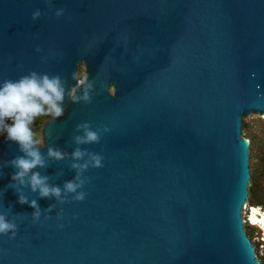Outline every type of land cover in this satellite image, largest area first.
Listing matches in <instances>:
<instances>
[{
  "label": "water",
  "instance_id": "obj_1",
  "mask_svg": "<svg viewBox=\"0 0 264 264\" xmlns=\"http://www.w3.org/2000/svg\"><path fill=\"white\" fill-rule=\"evenodd\" d=\"M81 64L91 101L66 98L40 132L71 153L90 124L100 143L81 148L103 167L84 174L82 202L38 199L33 223L4 167L19 153L0 141V214L17 226L0 264H261L243 119H264V0H0V81L34 71L71 87ZM72 163L43 174L62 187Z\"/></svg>",
  "mask_w": 264,
  "mask_h": 264
},
{
  "label": "clouds",
  "instance_id": "obj_2",
  "mask_svg": "<svg viewBox=\"0 0 264 264\" xmlns=\"http://www.w3.org/2000/svg\"><path fill=\"white\" fill-rule=\"evenodd\" d=\"M57 15L61 13L57 12ZM38 16L39 12L35 13L33 18ZM72 79L75 83L69 87L58 75L33 71L17 79L0 81V141L14 144L19 153L11 160L5 161L4 167L13 169L9 173V181L16 194V202L32 209L33 223L41 220L42 210L38 199H54L58 204L82 202L86 196L83 188L87 183L84 174L90 168L103 167V157L100 154L81 148L82 145L100 143L101 131L94 129L90 124L85 122L76 126L75 131L78 134L74 136L73 143L77 147L71 153L49 146L41 132L35 129L38 120L43 125L45 120L55 121L61 118L65 112L66 98L73 104L91 101L93 84L88 79L83 64L78 66ZM107 131V128L103 129V132ZM66 159L73 161L71 168L75 171V176L61 187L51 183L49 177L43 174V170L48 166V161L58 162ZM7 189L8 185L5 186V191ZM25 189L35 194L37 199L29 200L24 195ZM53 208L54 206L50 205L43 209L44 220L50 218L49 214L53 212ZM250 213L251 210H248L249 215ZM56 217L62 218V209L56 212ZM252 226L260 228L264 234L260 224ZM16 230V224L6 215L0 214V235H8L11 239Z\"/></svg>",
  "mask_w": 264,
  "mask_h": 264
},
{
  "label": "trees",
  "instance_id": "obj_3",
  "mask_svg": "<svg viewBox=\"0 0 264 264\" xmlns=\"http://www.w3.org/2000/svg\"><path fill=\"white\" fill-rule=\"evenodd\" d=\"M46 121V120H45ZM44 121V123H45ZM264 125V119L261 120ZM43 123V124H44ZM43 125L38 120L35 129L41 130ZM244 137L249 140V154L253 162L250 167V183L248 185V200L249 207H256L264 211V136L263 139L259 136V132H253L248 124H244ZM262 132V131H261ZM264 132V127H263ZM244 228L246 234L255 247L256 257H258V243L253 241L252 225L245 222ZM261 264H264V259L257 258Z\"/></svg>",
  "mask_w": 264,
  "mask_h": 264
},
{
  "label": "rangeland",
  "instance_id": "obj_4",
  "mask_svg": "<svg viewBox=\"0 0 264 264\" xmlns=\"http://www.w3.org/2000/svg\"><path fill=\"white\" fill-rule=\"evenodd\" d=\"M263 118H260L258 114H249L247 115L244 119H243V123L248 124L249 127L251 128V130L253 132H259V136L262 137L264 136V132H263V127L264 125H262V120ZM262 131V132H261ZM244 129H243V134H244ZM250 156V154H249ZM255 162L252 159L249 158V164L251 167V164ZM249 224V223H248ZM252 236H253V241L255 243H258V257L264 259V234L262 233V231L260 230V228L258 227H254L252 229Z\"/></svg>",
  "mask_w": 264,
  "mask_h": 264
},
{
  "label": "bare ground",
  "instance_id": "obj_5",
  "mask_svg": "<svg viewBox=\"0 0 264 264\" xmlns=\"http://www.w3.org/2000/svg\"><path fill=\"white\" fill-rule=\"evenodd\" d=\"M251 208L252 209H251L250 215L249 214L247 215V216H249V219L247 220V222L249 221V223L252 225L260 224V226L262 227V229L264 231V211H262L256 207H251Z\"/></svg>",
  "mask_w": 264,
  "mask_h": 264
},
{
  "label": "built area",
  "instance_id": "obj_6",
  "mask_svg": "<svg viewBox=\"0 0 264 264\" xmlns=\"http://www.w3.org/2000/svg\"><path fill=\"white\" fill-rule=\"evenodd\" d=\"M248 210H251V207H249V205L246 203V221H247Z\"/></svg>",
  "mask_w": 264,
  "mask_h": 264
}]
</instances>
